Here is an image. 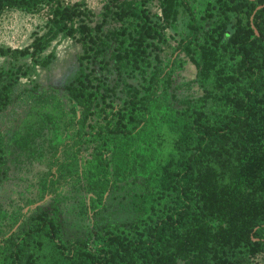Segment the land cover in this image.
<instances>
[{
	"label": "trees",
	"instance_id": "obj_1",
	"mask_svg": "<svg viewBox=\"0 0 264 264\" xmlns=\"http://www.w3.org/2000/svg\"><path fill=\"white\" fill-rule=\"evenodd\" d=\"M153 1L108 0L96 21L86 0H0V13L48 11L30 44L0 45L11 58L0 67V114L17 97L29 102L8 141L0 126V185L14 154L43 166L35 193L0 204V264H258L264 255V0H159L160 12ZM182 14L178 54L165 63ZM60 35L82 46L75 80L62 91L22 85L55 60L43 53ZM181 54L203 94L177 107ZM130 179L144 185L137 218L94 221ZM67 212L88 221L83 234L65 235Z\"/></svg>",
	"mask_w": 264,
	"mask_h": 264
},
{
	"label": "rangeland",
	"instance_id": "obj_2",
	"mask_svg": "<svg viewBox=\"0 0 264 264\" xmlns=\"http://www.w3.org/2000/svg\"><path fill=\"white\" fill-rule=\"evenodd\" d=\"M79 0H66L74 3ZM108 0H86L87 5L95 13V20H99L98 14L102 11L104 4ZM153 12H160L159 0H154L149 4ZM48 18L46 7L33 12H27L21 9H6L0 13V45L12 47H24L31 43L35 32L45 30V24ZM186 17L180 16L177 23V31L173 28L168 29L169 40L164 47L162 57L165 63L175 57L177 39L181 32L185 30ZM56 53L55 60L48 67L35 66L30 75L23 77L22 85L30 82H38L43 87L63 90L64 86L74 81L80 73L79 55L82 52V46L75 39L60 35L54 40L51 46L44 51L47 54L50 51ZM184 60L182 65L177 64L171 88L170 100L174 106L182 107L187 102L193 101L203 94L202 89L197 83L196 66L184 54H181ZM31 63L30 58L22 59L21 62ZM11 58L0 56V67H9ZM29 102L22 97H17L12 105L0 114V126L8 141L14 130L28 110ZM11 161V171L8 180L0 185V204L9 207L13 200H21L22 196L31 195L36 191V172L43 168L38 163L31 164L24 155L14 154ZM141 180L130 179L123 182L119 187L112 191L106 202L107 207L98 214L96 220L99 224L106 223H130L139 215V198L137 194L143 190ZM51 196L46 198L42 205L48 206ZM28 208H25L27 211ZM62 220L65 235L72 238L75 235H81L84 232L83 224L88 221H79L73 213L62 214ZM258 264H264V255L260 254L256 258ZM178 264H187L185 261H179Z\"/></svg>",
	"mask_w": 264,
	"mask_h": 264
},
{
	"label": "water",
	"instance_id": "obj_3",
	"mask_svg": "<svg viewBox=\"0 0 264 264\" xmlns=\"http://www.w3.org/2000/svg\"><path fill=\"white\" fill-rule=\"evenodd\" d=\"M262 6H264V5H260V6H258L257 9L261 8ZM256 32H257V34H259L257 30H256Z\"/></svg>",
	"mask_w": 264,
	"mask_h": 264
}]
</instances>
